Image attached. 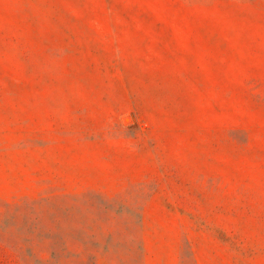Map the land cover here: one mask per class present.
I'll return each instance as SVG.
<instances>
[{
	"label": "rangeland",
	"instance_id": "obj_1",
	"mask_svg": "<svg viewBox=\"0 0 264 264\" xmlns=\"http://www.w3.org/2000/svg\"><path fill=\"white\" fill-rule=\"evenodd\" d=\"M0 264H264V0H0Z\"/></svg>",
	"mask_w": 264,
	"mask_h": 264
}]
</instances>
